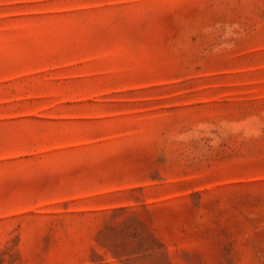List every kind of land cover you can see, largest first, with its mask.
Instances as JSON below:
<instances>
[{
  "label": "rangeland",
  "instance_id": "obj_1",
  "mask_svg": "<svg viewBox=\"0 0 264 264\" xmlns=\"http://www.w3.org/2000/svg\"><path fill=\"white\" fill-rule=\"evenodd\" d=\"M0 264H264V0H0Z\"/></svg>",
  "mask_w": 264,
  "mask_h": 264
}]
</instances>
